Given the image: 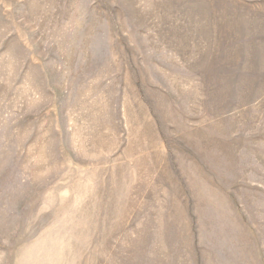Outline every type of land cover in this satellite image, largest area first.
Wrapping results in <instances>:
<instances>
[{"label":"rangeland","instance_id":"obj_1","mask_svg":"<svg viewBox=\"0 0 264 264\" xmlns=\"http://www.w3.org/2000/svg\"><path fill=\"white\" fill-rule=\"evenodd\" d=\"M0 264H264V0H0Z\"/></svg>","mask_w":264,"mask_h":264}]
</instances>
